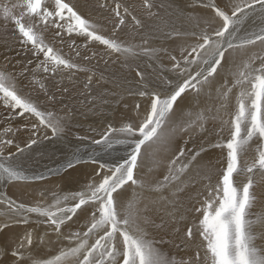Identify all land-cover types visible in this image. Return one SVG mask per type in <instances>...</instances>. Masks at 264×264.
I'll return each mask as SVG.
<instances>
[{
	"label": "snow or ice",
	"instance_id": "6c2138e0",
	"mask_svg": "<svg viewBox=\"0 0 264 264\" xmlns=\"http://www.w3.org/2000/svg\"><path fill=\"white\" fill-rule=\"evenodd\" d=\"M144 4L149 9V15H155L151 12L153 4L149 0H144ZM201 6L211 9L214 17L204 19L205 28L191 33L196 42L182 49L180 59L171 56L175 79H166L164 83L167 87L162 91H148L146 86L144 90L138 91V95L149 99V107L138 123H127L118 129L109 126L100 140L93 141L104 148H112L114 143L125 144L129 148L125 156L113 163H103L91 154L85 159L79 150L73 152L62 164L65 171L80 164H98L99 167L93 169L91 178L80 190L56 199L52 206H28L6 197L0 198V204H6L19 217L16 223L26 225L29 223V214H36L37 217L45 218L44 222L52 228L58 239L63 237L69 241L68 246L52 258L36 260L26 256L27 249L33 244L32 233L28 232L11 249L14 264H25L26 260H31V264H177L174 259L164 256L154 247L155 241L148 238L147 227H163V223L155 225L143 214L138 207L139 194L135 190L131 197L125 196V192L128 188L145 187V181L138 175L142 148L161 139L159 130L171 119L178 99L190 89L198 94L204 85L221 76V69L232 77L231 87H228L227 77L221 76L224 81L222 89L218 90L221 98L227 100L233 89H239L236 111L228 122L229 138L213 145L227 150L226 167L214 172L213 166L209 164L198 169L195 176H188L201 153L207 149L203 146L199 150L189 149L186 141L185 147L178 148L168 161L162 180L155 181L152 190L162 194L171 188L174 189V197L188 186L201 184V190L190 209L193 218L186 224L183 233L184 243H193L197 239L200 243L194 260L182 261L180 264H264V254L253 243V225L264 218L253 219L250 212L255 200L252 192L255 174L259 173L264 179V54L252 53L239 64L233 59L234 54H243L257 44L264 46V24L257 31L247 28L248 22L257 15L264 18V0H235L231 7L226 5L224 8L218 6L215 0H209ZM100 7L105 8L107 5L102 3ZM121 7L120 3H116L112 9L118 23L114 25L113 35L106 36L102 34L100 24L66 0L0 2V20L4 22L5 31L8 23H11L14 26V39L25 51L31 52L37 61L34 68L29 69L27 65L33 64L29 59L19 72L9 71L7 65L0 67V107L9 114L5 118L6 122L10 123L12 117H24L26 114L31 122V133L24 147L15 144V132L19 128L2 129L0 181L28 179L20 170L18 155L36 145L41 132L45 139L49 131L54 138H61L65 132V117L48 110L38 96H33L35 85L38 84L47 101H56V94L50 93L46 85L36 78L37 72L55 77L64 70H84L57 49L52 41L47 40L45 33L52 30L53 41L59 39L61 43L65 34L68 37L75 34L84 38L85 47L87 42H98L111 53L135 56L137 53L132 47L124 45L115 37V29L125 24L126 17H131L137 26L141 22L130 11V6H124L123 12ZM18 8L23 9L19 14L16 11ZM72 43L75 47V41ZM142 51L145 55H154L156 50L144 48ZM79 55L80 52L76 51V56ZM26 74L32 77L30 84L33 91H24L21 78H27ZM137 75L142 82L143 73L138 71ZM62 91L67 92V87L62 88ZM136 108L139 109L140 105L137 104ZM189 117L185 121L189 127L206 118L204 113H196L194 118L189 113ZM117 133L124 139L114 141L112 136ZM254 140L258 141L257 156L252 163L242 165L241 156ZM14 144L16 151L12 152L9 149ZM239 176H246L247 181L237 180ZM68 200L73 201L71 206H62ZM170 203L174 209L168 213L171 222L179 225L187 221V215H177L175 199ZM53 207L55 210H52ZM79 213L85 214V223L82 225L85 230L69 233L65 237L63 228ZM8 226L5 223L3 228ZM173 231L180 235L181 229L177 226ZM201 248L204 251L203 258L200 256ZM8 251L7 248H0V255Z\"/></svg>",
	"mask_w": 264,
	"mask_h": 264
},
{
	"label": "bare ground",
	"instance_id": "6f19581e",
	"mask_svg": "<svg viewBox=\"0 0 264 264\" xmlns=\"http://www.w3.org/2000/svg\"><path fill=\"white\" fill-rule=\"evenodd\" d=\"M8 1L9 0H0V2H2V3H8ZM138 1L141 2L142 8H139V6H138L139 2ZM177 1L178 0H149V2L151 4H153V7L151 8V12L155 13V15H149V9H147L145 7L144 0H66V2H70L72 4H75L80 9L81 12H83L86 16H88L89 18H91L92 20H94L98 24H100L101 25L102 34H104L106 36H112L113 35L114 25L116 23H118L115 15H114V12L112 11V9L115 7L116 3H120L121 4V6H122L121 7V12H123V7L124 6H130V11L132 13H134L133 10L136 9L135 16H136L137 19L140 20L141 25L135 27V29H134V26H133L132 27L134 29L133 32L131 30L132 33L128 34L126 31H129L131 29V27H130L127 19H129V20H132V19H131V17H126L125 18V24L121 25L118 29H115V37L118 39L119 42L123 41V44L126 43V42H130L131 45L134 44L135 46H138L140 48H143V46H150V42L157 43L156 41H160V38L157 35H154L155 33L151 34V31L153 29L155 31H157L158 29L160 30V28H166V27L170 26V24L173 23V20L169 19V17L173 16V15H169V17L167 15H168V13L170 14V12L172 10L176 9L177 6H174L175 3L179 4L181 2L180 1L178 3ZM13 2H22V0H11L10 3H13ZM49 2H51V0H49ZM102 3L106 4L107 7L101 8L100 4H102ZM216 4H220V3H216ZM161 5H163V7H161ZM220 5H222V4H220ZM182 7H184V6H182ZM186 8H187V10L189 12H203L205 17H203V16L200 17L197 14V16L199 17L201 22H203L204 19H212L214 17V13L211 10H205V8H202V7H199V6H197V8H194L192 5L191 6L188 5V7L184 8V12H185L187 18L189 19V20L187 19L188 21L194 22L193 21V17L187 15ZM192 8H194V9L192 10ZM16 11L19 14V12L22 11V9L18 8ZM175 11L177 12V10H175ZM174 18H175V16H174ZM178 19H179V16H178ZM130 22L132 23V21H130ZM176 22H177V20H176ZM2 23H3V21L0 20V67H4L5 65H7V68H8L9 71L19 72L21 70V68L24 65L27 64V61L29 59H31L33 61V64L27 65V66L29 67V69L34 68L35 63L37 62L35 60V57L32 56L31 52L25 51L20 46L19 42H17L14 39V32L12 30L11 31L10 30L5 31V29L2 27ZM263 23H264V18H262L259 15H257L256 17L253 18L252 21L248 22L247 28L249 30H251V31H257V30H259V27ZM131 26H132V24H131ZM181 28L185 29V28H183V26H181ZM199 31H200V29H199ZM139 32L142 34V36L137 37V39H135L134 38L135 35L137 33H139ZM162 34L164 35L163 31H162ZM169 35H167V36H169ZM183 35H185V34L183 33ZM45 36H46L47 40L52 41L54 43V45H55V47L57 49H58L59 46L61 48H63L62 53L65 56L70 57L72 59V62H74L75 64L79 65L80 68L84 69V70L73 69L71 71L64 70L62 74L57 75L55 77H51L50 75L44 74L43 72H37V77L36 78L38 80H41L46 85V87L48 88L49 92H51V93L54 92L56 94V96L61 94V93L70 94V93H73V92H76V93L84 92L85 89L88 88V87H89L88 89L95 88L94 91L99 94V92H101L102 90H104V89H106L108 87L107 85H108L110 76H108L107 73L104 71L105 69H107L109 67V68H112L114 70H125V71L128 70V69L132 70L130 68V66L128 67V65H127V63H129V61H127L126 64L120 62L119 57L116 56V55H118L117 53H111L109 50H107L105 48V46L99 44L98 42H95V44H94V42L90 41V43L87 45V47L80 46L79 48H76V46L73 47V46H71L69 44L71 41H73L74 38H79V36H76L75 34H73L72 37H68L65 34L62 43L60 42L59 39H56V40L53 41V31L52 30L47 31L45 33ZM175 37H177V36H175ZM5 38H7V43H5ZM163 38H164V36H163ZM174 40H176V39H174ZM191 40L192 39H190V41L189 40H185V39L178 40V42H181V44L184 45V46L176 45V44H173V43L169 44V40H167V39L165 41H167V44H169L167 46H169V47L172 46L174 48L176 47L177 49H180V51H181L183 48L188 46L189 43L193 44V42ZM161 42H160V44H161ZM93 45H95L96 49H93ZM253 49L256 51V53H263L264 52V46H262L260 44H257L255 47H253ZM76 51L80 52L79 56H76ZM93 53H96V55L93 56ZM252 53H253L252 50L247 49L246 52L243 53V54H240V53L234 54L233 59H234L235 63H237V62H239L240 58H242V57L246 58L248 55H250ZM140 54L137 53V55H135V56L124 57V58H126L128 60H129V58H131L132 60H135L134 61L135 62L134 65H137L138 68L136 66L134 67V69L137 68L136 70H134L135 71L134 75H135V77L138 80L141 81L140 77L137 75V72L139 71V72L143 73L144 79H143L142 83L144 82L145 85H143V84L140 85L141 88L143 86L142 90H144V88L146 86L147 90L149 91V89L151 88V85H150L149 82H150V80H152V78H155L154 77L155 76L154 72H153L154 74L152 73V75L149 74L151 76L145 75V72L148 70V65H150L154 69L155 72H157L158 74H160V75H162V76H164L166 78H169L170 76H172V75L168 76V74L164 72L166 70L165 69L163 70L162 67L160 66V64L157 65L159 63L158 61L156 62L157 63L156 64V63L150 61V58H144L145 55L143 57ZM172 55H173V53H172ZM5 57H7V59H5ZM85 57H87V59H85ZM121 57H122V55H121ZM156 59H158V58H156ZM124 61H126V60H124ZM137 61L140 62V64H137L136 63ZM145 61L148 62V65H147V63ZM107 62H109V63H107ZM114 63H118V65L120 64V66H116ZM169 69H171V68H169ZM149 70H151V69H149ZM106 71H108V70H106ZM148 72H150V71H148ZM170 72H171V70H170ZM120 74H122V73H120ZM26 77L27 78H24V77L21 78L22 84L25 86L24 90L33 91L32 85L30 84V81H31L32 77L29 74H26ZM89 77H91V82L90 83H89ZM135 77H134V79H135ZM174 77H176V76H174ZM171 78H173V77H170V79ZM157 83H159V82H157ZM157 83L155 85H157ZM54 85H56V86L54 87ZM86 85H87V87H86ZM128 85H130V84L128 83ZM160 85H161V83H160ZM164 85H161V86L164 88L166 86V85L165 86ZM161 86H160V88H161ZM64 87H67V89H68L67 92H63L62 91V88H64ZM158 87L159 86H157V88ZM58 88L61 89V90L58 91L57 90ZM120 88H121V86H120ZM126 88H124V89H126ZM160 88L158 89L159 91H160ZM114 89H115V87H114ZM151 89H153V88H151ZM35 90L36 91L39 90V85L38 84L35 85ZM130 90H132V89H130ZM155 90H157V89L155 88ZM208 90H210V89H206L205 93L208 92ZM94 91H93V94L95 93ZM106 91H109V92L112 93V91H110V90H106ZM132 92H133V90H132ZM126 93L123 96H118L117 95L116 97H114V101H115L114 104H116V107L113 109V111H114L113 112V117H112L113 120L115 118L119 117V115H120L119 111L125 110V105L127 103V98H128V96H127L128 94H126ZM212 94H213V92H212ZM235 95H237L236 94V89H233L232 92L229 94V97L227 99L228 100V106H227L228 108H232V105L234 103H236V102H233V98L235 97ZM36 96L39 97L40 101L42 102V104H43V106L45 108H47L48 110L53 111L56 115H59L61 117H65V124H66V126L68 128H74L75 127V120L73 118V113H72L73 109H74L73 108L74 105L73 106H72V104L70 105V103H75V101H76V99H75V97H73V95H72V97H68V99H61V98L57 97L55 103L47 101V99H46V97H45L43 92H41L39 95H35L34 97H36ZM92 97L94 98L95 96H92V94H90L89 91H86V93L82 94L81 99L84 102L88 103ZM187 99H188V97H187ZM216 99H217V97H216ZM182 101H183V99H182ZM196 101H199V100H197V95H196L193 103H191L190 105L183 106L180 110H178L179 108H177L175 106V111H174L171 119L164 126H162V128L159 130L160 132H163L164 137H165V140L163 139L164 140L163 141V147H161V148L166 150L165 152L162 151V153H163L164 157L168 161L173 157V151H170V150H172L176 146L175 139H176L177 134H178V132H177L178 127L182 124V122L188 121L190 119L189 113L192 114L190 109H192L194 107L193 104ZM201 101H203V100H201ZM224 101L225 100L223 99V104H224ZM89 104L93 105L92 102L89 103ZM215 104H216V102H215ZM227 107H226V105L214 106L213 109L208 114L207 113L204 114L205 117L206 116H210V117L214 116V118L212 120L208 119V118H207V120L210 123H212V125L217 130L220 129L223 134H227L229 132V128H230V124L227 121H225L224 118L227 117L229 122H230V120L232 118V115L230 113H233V111L232 112L229 111ZM82 111H83V109H82ZM206 112H208V111H206ZM128 113L131 114V115H136L137 113H139V111H137V110L135 111L134 108H133V109L129 110ZM8 115L9 114L3 109V107H0V135H3L2 129L4 127H11V128H13V130L19 128L20 130L15 132V144H19L22 147V146H24V144L26 142H28L26 140L29 139V135L31 133V130H30L31 128H27L30 125V123H31L30 119L27 117V114H26L24 117H20V116L12 117L11 118V122L7 123L5 118L8 117ZM103 115H102V117H103ZM100 117H101V115H100ZM192 118H194V115H193ZM32 119H34V118H32ZM201 123H203V122H201ZM113 124H114V122L113 123H109V125L111 127L113 126ZM195 126H196V124H194V125H192L190 127L188 126L187 129L185 130V133H187V134L191 133ZM30 127H31V125H30ZM82 129L86 131V134H87V136L89 138L90 137L92 138L91 139L92 141H95L98 137L100 138V136H98V132L100 131V128L98 129V128H95V127H90L88 129L86 126H84ZM204 131H206V130H204ZM63 135L66 136L67 133L64 132ZM200 136H202V135H200ZM40 137L41 138H39V139L43 138V132H41ZM33 138H36V137H33ZM112 139L114 141L118 140V138H115L114 135L112 136ZM123 139H124V137H123ZM192 139H194V138H192ZM46 140H48V141H44L43 140V143H38L37 142V144L33 145L31 149L26 150L23 154L18 155V164L20 166V170L24 171V172H26V174H28V175L23 174L26 177H28V179L21 180V182H26L27 180H30V181L38 180V181L35 182V183H32V184L24 185V186L21 185V184L15 183L14 181L13 182L0 181V198H5L6 197V198L10 199V197H11L12 198L11 200L16 201L17 203H19V202L21 203V201L19 199V196H18V193L19 192L28 191V194L33 197V200L35 198H37V200L39 199L38 204L42 205L41 200H40V198L38 196V191L39 190H45L44 194L49 195L53 191L58 190L57 188L59 187L60 184H61L62 188H64V189L68 188V187L76 189V188L79 187L78 184L89 181V179L92 176L91 174L93 173V169H98V167H99L98 164H96V165H93V164H80V166L78 165L79 167H76V168H74L72 170L65 171L64 168L62 167V164H63L64 160L66 158L70 157L73 152L79 150L80 155L83 158H85V159L88 157V155L91 154V155L95 156L96 159L98 161H100V162L113 163V159L117 161V159H115V158L118 156V154L120 153L121 150L125 151V150L128 149L127 145L118 144V143H114L112 148H104L102 145H96V144L90 142L89 140L80 139L79 135H76V134H75V137L71 136V137H68L66 139H62V138H54V137L51 136V132H48V138ZM56 140L63 141L62 145H59V148H60V146L64 147V149H63L64 152L58 151V148H57L58 146H57V144L55 142ZM20 142H24V143L20 144ZM255 142H256V140H255ZM206 149H207L206 151L202 152V153H205V154L202 155V153H201L200 158H198L197 169L204 168V167H206L209 164H211L213 166L214 172H215V170H218V167L220 169L224 168L225 165L223 167H221V166H222L223 163H226V154H227V152L220 153L219 154V158L217 160H215V162H214V155H212V152H214L215 150L219 151L220 148H215L214 150L208 149V148H206ZM9 150L12 151V152H15L16 151L15 145L13 146L12 149H9ZM224 150L227 151L226 149H224ZM220 151H222V150H220ZM102 152H106V153H109L111 155H109V154L101 155ZM145 152H147V151H145ZM56 153H58L59 155H57ZM105 156H107L108 159H106ZM251 157L252 156L249 155V158H251ZM242 158H247V156L245 155ZM57 169H59V172H57ZM165 172H166V169H162L161 165L155 166L152 169H150V168L148 169V168H144L142 166H139V169H138V175L145 181V187H147L146 190L150 189L151 186L154 185V182H155L156 178L158 176L162 177L163 174H165ZM258 175H259V173H256L255 177L258 176ZM239 178L242 179L241 182H246L247 181V177H244V176L242 177L241 176ZM42 182H44V184H45V185H43V187L48 186L49 183H51V182L52 183L49 185V187L47 189H44L41 186L37 187L36 189L34 188V186L36 184L42 183ZM17 186L20 187V188H22V187L23 188L20 190L19 188H17ZM28 187L32 190V192L34 193L35 196H33L30 193V189ZM66 190L68 191V189H66ZM71 190H70V192H71ZM134 190H136V189H134ZM200 190H201V184H197L196 187L188 186L185 189L186 192L183 191L184 193H182L180 195L181 203H183V201H185L186 203H193V202L195 203V199L197 197V193ZM148 191H151V189L148 190ZM148 191L147 192H143L141 194V196L139 198L138 207L140 208V210L143 212V214L146 217H148L150 220L153 219L152 221H154V218L157 216L156 208L161 210L162 209L161 208L162 205L158 204L159 202L158 203L156 202V197L155 196H156V194L158 192L157 193L154 192V193H156L155 196H154L153 193L151 195L150 194L151 192L149 193ZM252 192H253V194L255 196V200H254V203L252 204V206L257 205L258 203H264V179L259 178V179H257L255 181L254 188L252 189ZM52 194H54V193H52ZM62 194H63V196L64 195H68L67 193H62ZM189 194L192 197L187 199L188 196H190ZM19 195L21 196L22 193H19ZM164 195H165V193H164ZM59 196L63 197L61 195H59ZM125 196H126V192H125ZM159 197L160 196H158V198ZM53 203H55V201H53ZM178 203H177V205H178ZM186 203H184L185 205L180 204V211L178 210L179 211V213H178L179 215L183 213V214L187 215V218H188L187 221L182 222L183 227L186 226V224L188 222H190L192 220V218H193V214L190 211L192 204L191 205L190 204L187 205ZM169 204L171 205V203H169ZM52 205H54V204H52ZM32 206H36V203H33ZM46 206L48 207V205H46ZM10 214H14V213H12L10 210L9 211L7 210V205L6 204H0V227L2 225H4L5 223H7L9 225L8 228L3 229L2 231H0V234L5 233V232L8 234V237L4 236L1 239L0 246L3 247V248H7V249L9 248L8 249L9 251H8L7 254L0 255V264H5V263L14 264V259L15 258L12 257L11 254H10L11 249H12L10 243H12V245H15L17 242H19V240H21L25 236V235H21V233L26 231V230H29L33 234L32 235L33 244L26 251V256H30L32 259H36V260H44L45 259V257L42 258L43 254L39 250L40 249L39 248V246H40L39 244L46 243L48 245L46 247V250L49 249V251H50V249H52L53 246L55 245V240H56V243H62L64 241L63 237L58 239L57 236H56V233H55V235H41L40 236L39 235L40 233H49L50 230H48V228L44 226V225H47L44 222V220L41 217H37L36 214H29V223L26 224V225L22 224V223H16L15 221L17 219H19V217L15 216V218H14ZM78 217L80 218V216H78ZM162 217H164V214H162ZM257 217L264 218V215L258 214ZM165 218H166L165 223H167L168 226L174 225L171 222V218L169 217L168 214H165ZM160 219H162V218L160 217ZM82 220H84V219H82ZM83 224H84V221H80V219L77 220L76 217H74L73 221L68 222L67 226L69 227V229H70V231L72 233V232H76V231H81L83 229V227H82ZM149 226H151V225H149ZM263 227H264V219H261L259 222L254 223L253 232L256 233L260 228H263ZM75 228H77V229L74 230ZM151 228H153V227H151ZM156 228H158V227H156ZM158 229L160 230L161 228H158ZM162 230H163V227H162ZM155 232H156V230L154 231V233ZM150 233L152 234V232H150ZM156 234L158 235V232ZM164 234L165 233H163V234L161 233L160 235L163 236ZM169 234L171 235V233H168V235ZM166 236H167V234H166ZM40 237L43 238V242H41V241L39 242L38 241ZM167 238H168V236H167ZM158 240L160 242V240H162V239H158ZM169 241H170V239H169ZM4 242H7V244H5V246H4ZM36 242H39V244H37ZM156 243H157V241H156ZM166 243L164 242V243H161V244H166ZM159 244H157V245H159ZM55 247H57V246H55ZM65 247H67V246H63L61 249L65 248ZM193 249H194V247H193ZM188 250H189V248H188ZM192 252H194V251H192ZM50 253H51V251H50ZM58 253L59 252H57V253H55L53 255H49L47 253V255H49L50 257H48L46 259H50L53 256L57 255ZM176 254H178V253H176ZM189 255H191V254H189ZM28 262H30L29 264H31V260H26L25 264H28Z\"/></svg>",
	"mask_w": 264,
	"mask_h": 264
},
{
	"label": "rangeland",
	"instance_id": "374dc122",
	"mask_svg": "<svg viewBox=\"0 0 264 264\" xmlns=\"http://www.w3.org/2000/svg\"><path fill=\"white\" fill-rule=\"evenodd\" d=\"M181 1V2H180ZM183 1V2H182ZM199 1V2H198ZM221 1V2H220ZM10 2H11V0H9L8 1V3L10 4ZM139 2V1H138ZM153 2V1H152ZM179 4H177V3H175L174 4V6H177L176 7V9H174V10H172L171 12H170V14L168 13V17H169V15H173V16H170L169 17V19H172L173 20V23L172 24H170V26H168V27H166V28H160V30L158 29L157 31H155L154 29L151 31V34H154V35H157L159 38H160V41H156L157 43H152V42H150V46H143V48L145 47V48H148V49H155L156 51H155V56L154 55H145L144 53H143V51H142V49L143 48H140V47H138V46H135L134 44H132L131 45V43L130 42H126V43H124V45H126V46H129V47H132L133 49H134V51H136L138 54H140V55H142L143 57H144V55H145V57L144 58H150V61H152V62H154V63H156L157 61L159 62L157 65H159L160 64V66L162 67V69L164 70H166V71H164L165 73H167L168 74V76H170V75H172V76H170V77H173V78H171V79H175V77L174 76H176L175 74H174V72L172 71V65H173V61L171 60V56H176L178 59H180V55H181V52H182V50L180 51V49H177L176 47L174 48V47H169V46H167V45H169L170 43H173V44H176V45H181V46H184V45H182L181 44V42H178V40H180V39H185V40H189L190 41V39H192L191 41L193 42V44L196 42L195 41V37L193 36V35H190L191 33H193V32H198L199 31V29L201 30V29H203V28H205V24L203 23V22H201L200 21V19H199V17L197 16V14L201 17V16H203V17H205L204 16V13L203 12H189L188 10H187V8H186V13H187V15L188 16H191V17H193V21L194 22H192V21H188L189 19L187 18V16H186V14H185V12H184V8L185 7H188V5H192L194 8H197V6H199V7H202L201 5H202V3H207V2H209V0H178L177 1ZM197 2V3H196ZM191 3V4H190ZM215 3H220V4H222V5H220V4H217L218 6L220 5V7L222 8H224L226 5H228L229 7H231V5L233 4V3H235V0H216L215 1ZM140 4V5H139ZM138 6H139V8H142V4H141V2H139L138 3ZM182 6H184V7H182ZM194 8H192V10L194 9ZM202 8H204V7H202ZM23 10V9H22ZM175 10H177V12L180 14H178ZM205 10H211V9H208V8H205ZM174 11V12H173ZM212 11V10H211ZM133 14L135 15V12H136V9H134L133 10ZM172 13V14H171ZM174 13V14H173ZM177 13V14H176ZM174 16H175V18H174ZM178 16H179V19H178ZM175 19V20H174ZM188 19V20H187ZM176 20H177V22H176ZM127 21H128V23H129V25H130V27H131V29L129 30V31H126L128 34L130 33H132L133 32V30L135 29V27H137V25L135 26V23H133L134 21H132V20H129V19H127ZM130 21H132V23L130 22ZM217 24L219 23V20H218V18H217ZM132 24V26H131V24ZM196 26H194V25ZM264 24V23H263ZM134 26V29L132 28ZM181 26H183V28H185V29H182L181 28ZM189 26V27H188ZM2 27L4 28V22L2 23ZM128 27V26H127ZM198 27V28H197ZM14 26L11 24V23H8V25H7V30H12L13 32H14ZM175 28V29H174ZM178 29V30H177ZM131 30H132V32H131ZM159 31V32H158ZM162 31L164 32V35L162 34ZM175 31V32H174ZM190 31V32H189ZM192 31V32H191ZM170 32V33H169ZM183 33L185 34V35H183ZM187 33V34H186ZM189 33V34H188ZM169 35V36H167V35ZM176 34V35H175ZM178 34V35H177ZM140 36H142V34L139 32V33H137L136 35H135V39H137V37H140ZM163 36H164V38H163ZM174 36V37H173ZM175 36H177V37H175ZM169 40V44H167V41H165V40ZM173 39V40H172ZM174 39H176V40H174ZM163 40V41H162ZM73 41H75V46H76V48H79L80 46H83V47H85L84 45H85V40H84V38L83 37H79V38H74L73 39ZM73 41H71L69 44L71 45V46H73ZM162 41V42H161ZM122 43H123V41H121ZM160 42H161V44H160ZM166 42V43H165ZM90 42H87V45L89 44ZM165 43V44H164ZM94 44H95V42H94ZM190 44H192V43H189V45ZM161 45V46H160ZM187 47V46H186ZM58 49H60V50H63V48H61L60 46L58 47ZM93 49H96L95 48V45H93ZM249 50H252V52L253 53H256V51L253 49V47H250V48H248ZM172 51V52H171ZM159 52V53H158ZM172 53H173V55H172ZM262 54H264V52L262 53ZM116 56H118L119 57V59H120V62H122V63H127V61H129V63H127V65H128V67L130 66V68L132 69V70H114V69H112V68H107V69H105L104 71L107 73V75L108 76H110V78H109V82H108V87L106 88V89H104V90H102L101 92H99V94L98 93H96L94 90H95V88H93V89H88V88H86L85 89V91L84 92H78V93H76V92H73V93H70V94H64V93H61V94H59V95H57L56 96V98L57 97H59V98H61V99H68V97H72V95H73V97H75V99H76V101H75V103H70V105L72 104V106H73V118H74V120H75V127L74 128H68L67 126H66V128H65V133H67V135L66 136H64V135H62V139H66V138H68V137H75V134L76 135H79V138L80 139H86V140H89L90 142H92L93 143V141L91 140L92 138L90 137H88L87 136V134H86V131L85 130H83L82 128L84 127V126H86L88 129L90 128V127H95V128H100V131L98 132V136H100V138H102L101 136L103 135V133H105L106 131H107V129H108V127L110 126L109 125V123H113L114 122V124H113V126H112V128H115V129H118V128H120V127H122L123 125H125V124H127V123H138L139 122V120L140 119H142V117H143V115L145 114V111H146V109L149 107V99L145 96V97H141L140 95H138V91H140V90H142V88H143V86H142V88H141V86L140 85H145V83L143 82H141L140 80H138L136 77H135V71L134 70H136L138 67H137V65H134V61L135 60H132L131 58H129V60L128 59H126V58H124L125 56H123L122 55V57H121V55H116ZM156 58H158V59H156ZM245 57H242V58H240L239 59V62H237L236 64H239L240 63V61L242 60V59H244ZM124 60H126V61H124ZM146 63H147V65H148V62L147 61H145ZM107 63H109V62H107ZM137 64H140V62H136ZM116 66H120V64L118 65V63H114ZM132 64V65H131ZM134 65V66H133ZM137 67V68H135L134 69V67ZM195 66H193V68H194ZM169 68H171V69H169ZM149 69H151V70H149ZM106 70H108V71H106ZM170 70H171V72H170ZM191 70V69H190ZM148 71H150V72H148ZM133 72V73H132ZM155 74H154V73ZM120 73H122V74H120ZM126 73V74H125ZM129 75H128V74ZM152 73L155 75L154 77L156 78H152V80H150V85H151V88H153L154 90H155V88L157 89V91H159L158 89L160 88V86L161 85H164L165 83H164V80H166V79H170V77L169 78H166V77H164V76H162V75H160V74H158L157 72H155L154 71V69L150 66V65H148V70L145 72V75H149V74H151L152 75ZM158 75H157V74ZM172 73V74H171ZM220 73H221V76H226L227 77V80H228V87H231V82H232V77L231 76H227V74L225 73V70L224 69H221L220 70ZM119 74V75H118ZM126 76H125V75ZM131 74V75H130ZM124 75V76H123ZM151 75H149V76H151ZM159 78H157V77ZM221 76H217L216 77V79L215 80H213V81H211L209 84H207V85H204V87L202 88V90L197 94L196 92H194L193 90H188L183 96H182V98H180L179 100H178V102H177V104L175 105L177 108H179L178 110H180L183 106H186V105H190L191 103H193V101H194V99H195V97H196V95H197V100H199V101H196L193 105H194V107L192 108V109H190L191 110V112H192V114L193 115H195L196 113H209L212 109H213V107L214 106H223V105H226V107L228 106V100H225L224 101V104H223V98H221V96H220V94H219V91L218 90H221L222 89V86H223V83H224V81L221 79ZM134 77H135V79H134ZM163 78V79H162ZM155 79V80H154ZM158 80V81H157ZM139 81V82H138ZM161 81V82H160ZM112 82V83H111ZM155 82V83H154ZM157 82H159V83H157ZM128 83L130 84V85H128ZM132 83V84H131ZM154 83V84H153ZM157 83V85H155ZM160 83H161V85H160ZM164 83V84H163ZM111 86H110V85ZM159 84V85H158ZM218 84V85H217ZM126 85V86H125ZM154 85V86H153ZM166 85V84H165ZM164 85V86H165ZM110 86V87H109ZM120 86H121V88H120ZM124 86V87H123ZM157 86H159L158 88H157ZM167 86V85H166ZM166 86L164 87V88H166ZM114 87H115V89H114ZM128 89H127V88ZM140 87V88H139ZM124 88H126V89H124ZM132 89L133 90V92H132V90H130V89ZM149 89V91H152L153 89ZM162 86H161V88H160V91H162L163 89H164ZM139 89V90H138ZM206 89H210V90H208V92H206L205 93V90ZM106 90H110V91H112V93L111 92H109V91H106ZM25 92H28V91H26V90H24ZM86 91H89V93L90 94H92V96H95L94 98L92 97L91 99H90V101L88 102V103H86V102H84L82 99H81V97H82V94L83 93H86ZM93 91L95 92L94 94H93ZM210 91V92H209ZM237 91H239V89H236V94L238 93ZM127 92V93H126ZM212 92H213V94H212ZM41 92H40V90H35L34 92H33V96H35V95H39ZM51 93V92H50ZM82 93V94H81ZM128 94L127 96H128V98H127V103H126V105H125V110H123V111H119V117H117V118H115L114 120H113V109L116 107V104H114L115 103V101H114V97H116L117 95L118 96H123L124 94ZM135 93V94H134ZM137 93V94H136ZM208 93V94H207ZM134 94V95H133ZM211 94V95H210ZM199 95V96H198ZM77 96V97H76ZM187 97H188V99H187ZM192 97V98H191ZM200 99H199V98ZM216 97H217V99H216ZM219 98V99H218ZM221 98V99H220ZM182 99H183V101H182ZM82 100V101H81ZM87 100V99H86ZM189 100V101H188ZM201 100H203V101H201ZM88 101V100H87ZM93 103V105H90L89 103ZM208 102V103H207ZM215 102H216V104H215ZM227 102V103H226ZM233 102H236V95H235V97L233 98ZM53 103H55V102H53ZM205 103V104H204ZM222 103V104H221ZM137 104H139L140 105V108L139 109H137L136 108V105ZM204 104V105H203ZM86 105V106H85ZM97 105V106H96ZM201 105V106H200ZM210 105V106H209ZM84 107V108H83ZM86 108V109H85ZM134 108V110L136 111H139V113H137L136 115H131V114H129L128 113V111L129 110H131V109H133ZM228 108V107H227ZM82 109H83V111H82ZM228 110L229 111H233V113H230L232 116L235 114L234 112L236 111V103H234L233 105H232V108H228ZM206 111H208V112H206ZM90 112V113H89ZM89 113V114H88ZM101 113V114H100ZM104 114V115H103ZM100 115H101V117H100ZM102 115H103V117H102ZM59 116V115H58ZM95 116V117H94ZM229 116V115H228ZM101 118V119H100ZM105 118V119H104ZM207 118L208 119H213L214 118V116H212V117H210V116H206V118L202 121L203 123H201V122H199V123H197L196 124V126L194 127V129H193V131L191 132V133H185V130L187 129V127H188V125L185 123V121L184 122H182V124L181 125H184V127L183 128H181V125L178 127V130H177V132H178V134H177V137H176V139H175V142H176V146L172 149V150H170V151H173V155L176 153V151L178 150V148H181V147H185V142L187 141V148H189V149H194V150H199L200 149V147L201 146H203L204 148H208V149H212V150H214L216 147H214L213 148V146L212 145H214V144H216L218 141H223L224 139L226 140L227 138H229V135H230V132H228L227 134H223L222 132H221V130L220 129H216L213 125H212V123H210L208 120H207ZM121 119V120H120ZM96 120V121H95ZM224 120L225 121H227V122H229V120H228V118L227 117H225L224 118ZM102 121V122H101ZM77 124V125H76ZM30 125H31V123H30ZM30 125L27 127V128H31L30 127ZM68 128V129H67ZM196 128V129H195ZM67 129V130H66ZM206 130V131H204V130ZM31 130V129H30ZM200 130V131H199ZM50 132V131H49ZM160 132V131H159ZM69 133V134H68ZM73 133V134H72ZM72 134V135H71ZM196 134V135H195ZM220 134V135H219ZM222 134V135H221ZM85 135V136H84ZM199 135V136H198ZM200 135H202V136H200ZM226 135V136H225ZM160 136H161V139L159 140V141H157V143H154V144H150V145H147V146H145V147H143L142 148V156H141V158H140V161H139V166H142V167H144V168H150V169H152V168H154L155 166H158V165H161L162 166V169H166V166H167V163H168V160L164 157V155H163V153H162V151H166V150H164L163 148H161V147H163V141L165 140V137H164V134H163V132H160ZM182 136V137H181ZM196 136V137H195ZM198 136V137H197ZM114 137L115 138H118V139H123V136H121L120 134H114ZM100 138L98 137L96 140H100ZM185 138V139H184ZM192 138H194V139H192ZM220 138V139H219ZM164 139V140H163ZM192 139V140H191ZM39 141H38V143H43V140L44 141H48V140H46L45 138H42V139H38ZM26 141H28V140H26ZM42 141V142H41ZM162 141V142H161ZM178 141V142H177ZM56 142V144H57V148H58V151H61V152H64V147H61L60 146V148H59V145H62V143H63V141H58V140H56L55 141ZM24 142H20V144H23ZM27 143V142H26ZM25 143V144H26ZM178 143V144H177ZM181 143V144H180ZM24 144V145H25ZM157 144V145H156ZM180 144V145H179ZM15 145V144H14ZM13 145V146H14ZM257 145H258V141H256L255 142V140L251 143V145L248 147V150L246 151V152H244L243 154H242V156H241V164L242 165H245V164H250V163H252L253 161H254V159L256 158V155H257V152H256V148H257ZM13 146L10 148V149H12L13 148ZM152 148H151V147ZM212 146V147H211ZM22 147H24V146H22ZM157 147V148H156ZM62 148V149H61ZM147 150H146V149ZM253 148V149H252ZM162 149V150H161ZM129 150V148L127 149V150H121L120 151V153L118 154V156L115 158V159H117V161L119 160V158L120 157H123V156H125L126 154H127V151ZM152 150V151H151ZM221 149H219V151H220ZM145 151H147V152H145ZM211 151V150H210ZM218 150H215L214 152H212V155H214V162H215V160H217L218 158H219V154L220 153H223V152H227V151H225V150H222V151H220L219 152ZM209 152V151H208ZM150 153V154H149ZM248 153V154H247ZM57 155H59L58 153H56ZM104 154H109V153H106V152H102L101 153V155H104ZM152 154V155H151ZM203 154H205V153H202V155ZM109 155H111V154H109ZM186 155H187V153H186ZM247 156V158H242L243 156ZM249 155H251L252 157V159L251 158H249ZM146 156V157H145ZM149 156V157H148ZM106 157V159H108V157L107 156H105ZM160 161H159V160ZM163 159V160H162ZM155 160V161H154ZM116 160H114L113 159V162H115ZM147 161V162H146ZM150 161V162H149ZM112 162V161H111ZM145 162V163H144ZM160 163V164H159ZM200 164V163H199ZM144 165V166H143ZM197 165H198V162L197 163H195L194 165H193V167L190 169V171H189V173H188V176L190 175V177L191 176H195V174H196V172L198 171V169H197ZM225 165V167H226V163H223L222 164V166L221 167H223ZM80 166V165H79ZM79 166H77V167H79ZM76 168V167H75ZM218 169H220L219 167H218ZM72 170V169H71ZM23 174H25V175H28V174H26V172H24V171H21ZM92 175V174H91ZM163 177V176H162ZM162 177L161 176H158L157 178H156V180L155 181H159V180H162ZM239 177H241V176H239ZM239 177H237V180H242L241 178H239ZM243 177V176H242ZM244 177H246V176H244ZM259 178H261V176L260 175H258V176H256L255 177V181L257 180V179H259ZM262 179V178H261ZM214 180H215V177H214ZM213 180V181H214ZM38 180H32V181H30V180H27L26 182H21V181H14L15 183H18V184H21V185H27V184H32V183H35V182H37ZM85 181V180H84ZM215 182V181H214ZM52 183V182H51ZM51 183H49V185L51 184ZM85 183H87V182H84V183H80V184H78L79 185V187L78 188H71V187H68V188H62V186H61V184L59 185V187L57 188L58 190H55V191H53L52 193H54V194H49V195H46V194H44V192H45V190H39L38 191V196H39V198H40V200H41V203H42V205L41 206H45V207H47L46 205H48V206H52V204H55V203H53V201H56V198L58 199L60 196L59 195H61V196H63V194L62 193H67V194H71V193H73V192H75V191H78V190H80V188L85 184ZM43 185H45L44 184V182H42V183H38V184H36L35 186H34V188L36 189L37 187H39V186H41L42 188H44V189H47L48 187H49V185L48 186H46V187H43ZM152 187L153 186H151V191H148V190H150V189H148V190H146L147 189V187H145V188H143L142 190L140 189V188H135L136 190H135V192H137V193H139V198H140V196H141V194L143 193V192H151L150 194L152 195V193H153V195L155 196V194L157 193L156 191H153L152 190ZM17 188H19L20 190L23 188H20V187H18L17 186ZM29 188V187H28ZM61 188V189H60ZM187 188V187H186ZM185 188V189H186ZM30 189V188H29ZM66 189H68V191L66 190ZM72 189V190H71ZM70 190H71V192H70ZM74 190V191H73ZM133 188H128L127 189V191H126V196L127 197H131L132 196V194H133ZM170 190V191H169ZM173 191H174V189H172ZM171 189H168V190H166V191H164V193H165V195H164V193H157L156 194V202L158 203V204H160V205H162V209L161 210H159V209H157L156 208V211H157V216L154 218V221H155V225H161L162 223H163V230H162V227H158V228H161L160 230L162 231H160L158 228H156L154 225H151V226H148L147 227V232L149 233L148 234V238L149 239H151V240H155V244H154V247H156L157 249H159L160 251H161V253L164 255V256H166L167 258H169V259H174L176 262H177V264H180V262H187V261H189V260H194V257H195V254H196V249H197V246L199 245V243H200V241H199V239H197L195 242H193V243H184L183 242V231H185V227L186 226H184L183 227V225H182V223L181 224H179V225H171V226H168V224L167 223H165V221H166V218H165V214H168L169 213V211L171 212V211H173L174 209H173V207L169 204L170 203V201L171 200H173V199H175V201H176V205H177V203H178V205L176 206V209L177 210H179L180 211V204H183V205H185L184 203H186L185 201H183V203H181V200H180V195L182 194V193H184V192H186L185 190H184V192H180V193H178V194H176V196H174L173 197V195H172V193H173V191H172ZM67 191V192H66ZM70 192V193H69ZM154 192H156V193H154ZM19 193H22V195L20 196L19 195ZM18 193V196H19V199H20V201H21V203H24V204H26V205H28V206H32L33 205V203H36V205H39L38 204V201H39V199L37 200V198H35L34 200H33V197L31 196V195H29L28 194V191H24V192H19ZM30 193L33 195V196H35L34 195V193L32 192V190L30 189ZM58 193V194H57ZM28 195V196H27ZM178 195V196H177ZM190 195V194H189ZM26 196V197H25ZM158 196H160L159 198H158ZM162 196L164 197H167L168 199L167 200H164L163 198H162ZM192 196L190 195V196H188V198L187 199H189V198H191ZM43 198V199H42ZM60 198H62V197H60ZM10 199H12L11 197H10ZM47 200V201H46ZM71 201V202H70ZM165 201V202H164ZM20 203V202H19ZM47 203V204H46ZM73 203V201L72 200H68L67 202H65V204L64 205H62V206H71V204ZM162 203V204H161ZM167 203V204H166ZM194 203V202H193ZM193 203H186L187 205H191V204H193ZM169 204V205H168ZM166 205V206H165ZM169 206V207H168ZM167 208V209H166ZM7 210L9 211V209H8V207H7ZM52 210H55V208L53 207L52 208ZM168 210V211H167ZM161 211V212H160ZM179 211H177V215H179L178 213H179ZM250 212H251V216H252V218L253 219H255L256 217H257V215L258 214H262V215H264V203H258L257 205H255V206H252L251 207V209H250ZM162 214H164V217H162ZM183 214V213H182ZM12 217H14L15 218V215L14 214H10ZM78 216H80V218L78 217ZM78 216L76 217V219L77 220H79L80 219V221H84V223H85V214L83 213H79L78 214ZM84 216V217H83ZM159 216V217H158ZM160 217L162 218V219H160ZM43 220H45V218L44 217H41ZM158 218V219H157ZM82 219H84V220H82ZM151 220H153V219H151ZM159 222V223H158ZM161 222V223H160ZM45 227H47L48 228V230H50V232L49 233H40L39 235L41 236V235H55V232L52 230V228H50L48 225H44ZM179 227L180 226V229H181V232H180V235H176L175 234V232L173 231V229H174V227ZM151 227H153V228H151ZM0 228H3V225L0 227ZM8 228V227H7ZM3 229H6V228H3ZM77 228H75L74 230H76ZM150 231H149V230ZM165 229V230H164ZM83 230H85V229H82L81 231H83ZM156 230V232L154 233V231ZM170 232H169V231ZM67 231V232H66ZM160 231V232H159ZM28 232H30L29 230H26V231H24V232H22L21 233V235H25L26 233H28ZM66 232V233H65ZM71 233V231H70V229H69V227L67 226V227H64L63 228V233H64V236L66 237L69 233ZM150 232H152V234L150 233ZM158 232V235L156 234ZM154 233V234H153ZM163 234V233H165L163 236H161L160 234ZM168 233H171V235L169 234L168 235ZM67 234V235H66ZM166 234H167V236H168V238H167V236H166ZM253 234H254V241H253V243H254V245H255V247L262 253V254H264V227L263 228H260L256 233L255 232H253ZM33 235V234H32ZM154 235V236H153ZM161 237H160V236ZM173 235V236H172ZM4 236H7L8 237V234L5 232V233H2V234H0V241H1V239L4 237ZM57 236V235H56ZM166 236V237H165ZM171 236V237H170ZM163 237V238H162ZM166 239H165V238ZM155 238V239H154ZM162 239V240H160V242L161 243H166V244H161L160 242H159V240L158 239ZM64 239V241L62 242V243H56V240H55V245L53 246V248L52 249H50V251H51V253H50V251H49V249H47L46 250V247L48 246L46 243H43V244H39V242L41 241V242H43V238H39V242H36L37 244H39L40 246H39V250H40V252H42V258H44L45 257V259L46 258H48V257H50L49 255H53V254H55V253H57V252H59L60 251V249L63 247V246H68V244H69V241L67 240V239H65V238H63ZM165 239V240H164ZM169 239H170V241H169ZM156 241H157V243H156ZM174 243H173V242ZM13 242V241H12ZM67 242V243H66ZM91 242H94V241H90V243ZM171 242V243H170ZM14 243V242H13ZM160 243V244H159ZM5 244H7V242H4V246H5ZM11 244V248L13 249L15 246H16V244L15 245H12V243H10ZM157 244H159V245H157ZM175 244V245H174ZM173 245V246H172ZM42 246V247H41ZM55 246H57V247H55ZM179 246V247H178ZM169 249H168V248ZM193 247H194V249H193ZM0 248H3V247H1L0 246ZM188 248H189V250H188ZM9 249V248H8ZM168 249V250H167ZM191 249V250H190ZM46 250V251H45ZM169 251V252H168ZM192 251H194V252H192ZM47 253L49 254V255H47ZM176 253H178V254H176ZM189 254H191V255H189ZM194 254V255H193ZM203 255H204V251H203V249L201 248L200 249V256H201V258H203ZM30 262H28V264H29ZM5 264H7V263H5Z\"/></svg>",
	"mask_w": 264,
	"mask_h": 264
}]
</instances>
